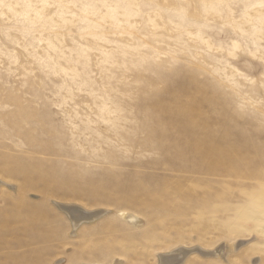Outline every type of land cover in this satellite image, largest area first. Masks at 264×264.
<instances>
[{
	"label": "rangeland",
	"instance_id": "rangeland-1",
	"mask_svg": "<svg viewBox=\"0 0 264 264\" xmlns=\"http://www.w3.org/2000/svg\"><path fill=\"white\" fill-rule=\"evenodd\" d=\"M55 2L0 9V264H264V0Z\"/></svg>",
	"mask_w": 264,
	"mask_h": 264
},
{
	"label": "bare ground",
	"instance_id": "bare-ground-1",
	"mask_svg": "<svg viewBox=\"0 0 264 264\" xmlns=\"http://www.w3.org/2000/svg\"><path fill=\"white\" fill-rule=\"evenodd\" d=\"M57 206L63 212H65V214L68 216L74 230L78 229L81 226V224H83L85 222H91V221L99 218L100 216H105V214H106L105 210H103V211L86 210V209L82 208L81 206L74 205L71 203L70 204L69 203L68 204L57 203ZM249 243H250V241L247 239L246 240H240L239 239V241H237L232 246L233 248H230V250L231 249L237 250V249L241 248L242 246L249 244ZM263 245H264V243H263ZM256 247H258V246H256ZM228 248H227L228 252H226V251L224 252L223 248L221 249V252H220L218 249L209 250V249H206L203 247H195V248L189 249V250L184 248V247H180V248H177L174 251H171L169 253H159V256L161 257V261L159 262V264H183L184 260L187 259L188 256H190L191 254H198L199 256H201L203 258L217 257L219 260H223L224 263L228 264V260L226 258L227 254L230 253ZM261 251H262V253H264V246L262 247ZM256 259H258V257L254 256L251 259V262H256Z\"/></svg>",
	"mask_w": 264,
	"mask_h": 264
},
{
	"label": "clouds",
	"instance_id": "clouds-1",
	"mask_svg": "<svg viewBox=\"0 0 264 264\" xmlns=\"http://www.w3.org/2000/svg\"><path fill=\"white\" fill-rule=\"evenodd\" d=\"M93 7H108V5H92ZM21 7H32V8H49V9H62L69 7V5L61 4L55 2L43 3V4H31L23 5L17 3L16 0H0V9H3L6 13L11 14L12 10L19 9ZM71 7H76V5H71Z\"/></svg>",
	"mask_w": 264,
	"mask_h": 264
}]
</instances>
